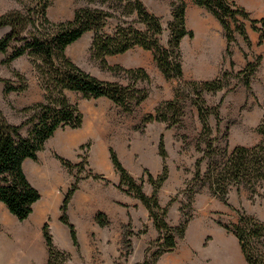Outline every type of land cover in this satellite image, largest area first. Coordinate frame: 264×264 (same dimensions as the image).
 Masks as SVG:
<instances>
[{
  "label": "rangeland",
  "instance_id": "rangeland-1",
  "mask_svg": "<svg viewBox=\"0 0 264 264\" xmlns=\"http://www.w3.org/2000/svg\"><path fill=\"white\" fill-rule=\"evenodd\" d=\"M142 1L151 13L162 18L165 31L161 36V42L167 45L168 23L173 19L172 2L174 0ZM185 1L187 7L189 4L197 5L193 0ZM234 1L243 6L251 14V18H264V0ZM105 3L114 8H119L120 5L119 2L111 0H105ZM88 5L96 6L98 3L87 0H52L47 12L51 20L64 21L73 18L77 9ZM21 8L22 5L17 0H0V15ZM116 13L118 17L108 18L107 32H112L120 19H125V16L121 15L119 11ZM210 14L214 23L221 25L218 19L212 13ZM205 18L207 17L196 14L190 20L195 27H199L196 24L201 25L202 23L201 31L195 28L191 24L192 22H187L189 29H197V35L194 31L195 36L193 38L185 37L187 41L182 45L184 79H212L221 76L225 71L230 73L229 84L226 88L203 94L206 105L209 107L219 106L220 114L218 118L214 113L209 115L208 121L212 132L209 136L203 135L201 138L203 123L199 117L198 106L194 102L197 97L189 92V88L181 92L185 108L179 124L170 127L167 122L162 121L143 122L144 117L148 113L155 112L156 107L162 102L173 100L175 90L180 86V81L177 79L168 80L165 77L155 61L152 51L137 46L127 52L108 56L110 65L120 66L118 70H111L102 65L101 61L92 54L93 31L85 33L68 47L67 53L74 62L103 80L128 85L133 83V79L125 69L145 68L150 75V80L140 79L136 86L147 89L149 96L134 112L130 113L124 111L121 106L107 97L87 99L80 93L67 91L70 100L78 104L84 114L83 126L80 128H59L46 142L44 149L39 152L38 160H28L26 165L24 164L28 178L34 176L36 181H60L62 202L56 210L49 212V216L43 219L42 227L39 228L36 227L35 220L38 211L45 207L44 203L37 205V212L28 221L18 220L15 224L8 221L9 219L3 221L0 228L5 233L3 235L7 240V244L5 247L3 246L5 248L3 258L7 264H49L50 250L43 232L45 224L49 225L55 247L67 253L66 264H131L130 262L133 260L135 261L133 264H143V261L136 262V259L140 257V254L142 257L144 256V260L146 259L147 248L157 239L159 233L144 203L134 195L121 190L118 186L120 181H114L108 177L107 172L101 168L104 159H102L101 151H98L96 147H98L97 144L101 138L106 139L108 143H104L107 148L105 156L113 166L112 148L124 163L116 148L118 144L125 147L126 158L135 166H139L142 156L150 155L151 150L156 148L162 161L163 171L164 160L159 151L162 134L165 136L168 150L169 177L159 189L158 198L162 206L170 203L167 221L171 225L178 226L187 222L185 235L177 238V248L179 249L186 243L188 228L194 225L197 229L206 230L203 246L197 245L196 250L193 249L195 258L201 256L203 258L207 254L208 264H216L219 259H230L233 262L236 259L237 264L238 262L243 263V261L248 264L238 238L233 232L227 230L224 224L236 223L240 211H246L264 221V182L256 192L245 185L240 187L232 185L228 192L227 204L209 183L200 185L202 180L194 182L195 163L198 158L204 155L209 140L214 141V147L218 150L219 156L223 155L221 153L226 148L232 150L237 145L254 146L263 141L264 134L257 128L264 123V42H261L260 32L253 29L252 21L239 16V23L246 25L250 40H246L239 31L235 30L236 39L231 43V53H228V41L223 27L220 31L216 25H213L211 19ZM126 19L134 20L136 16ZM232 24L235 28V23ZM258 26L263 27V24L259 22ZM207 28L212 35L218 37L221 34L223 38L220 39L223 42V49L216 73H204L194 65L196 44L208 49V41L211 38L207 39L208 36L204 33ZM8 30L9 27L1 28L0 35L5 34ZM215 43H218V38L215 39ZM19 44L14 43V45ZM12 51L13 48H10L7 53L0 54V108L10 122L20 124L32 115V112H27L25 109L42 101L45 92L29 55L18 57L10 64L5 63V59ZM206 53L199 54L198 57L202 56L207 59L208 54L212 56L209 49ZM249 62L258 63L257 70L250 78V88L246 85L244 76L242 78L237 76ZM16 72L25 77L24 83L27 88L23 91H11L5 94L3 79H10L15 85H20V78ZM31 126H26L23 129V134L27 135ZM199 140H201V150L198 149ZM60 158H64L74 165L81 164L83 168L80 169L77 166L69 168ZM98 158L100 163L97 162ZM208 162L209 157L207 156L201 165L203 173L208 168ZM124 166L126 167L125 164ZM170 168H173L176 175L170 176ZM34 169L39 170L37 171L39 177L32 173ZM127 170L130 172L128 168ZM162 171L154 176L158 177ZM141 172L142 175L139 177L133 176L138 181H144V191L148 195H152L154 186L148 180V172L152 174L149 166L142 165ZM95 175H99V177H95ZM75 182L78 183L80 194L92 195V197H83L77 203L71 199L68 206L70 220L76 226L78 234L77 245L72 240L70 228L61 221L64 197ZM193 185L197 191L194 193L193 200L190 201L186 191ZM107 187H113L135 200L138 199L141 203L126 204L118 201L120 204H117L125 207L128 213L125 218L118 214L114 215L108 210L105 198H109L111 195L115 197V195L105 192ZM48 189L49 186L46 184L45 191ZM99 213L104 214V224H101L97 219ZM25 223L31 224L27 233L24 231L27 229ZM21 224L25 227H21ZM17 229L22 230V233H17ZM189 235H192L191 230ZM157 248L155 246L152 252Z\"/></svg>",
  "mask_w": 264,
  "mask_h": 264
},
{
  "label": "trees",
  "instance_id": "trees-1",
  "mask_svg": "<svg viewBox=\"0 0 264 264\" xmlns=\"http://www.w3.org/2000/svg\"><path fill=\"white\" fill-rule=\"evenodd\" d=\"M17 1L22 5L21 9L0 15V29L9 27L5 34L0 35V54L7 53L13 48L12 53L5 59L7 64L18 57L29 55L45 92L42 101L25 109L32 112V115L20 124L10 122L0 108V203H5L19 220L28 219L34 210V204L41 198L39 189L31 183L25 172V161L38 160L39 152L59 128L83 126L84 114L78 104L70 100L67 91L80 93L87 99L107 97L130 113L149 96L147 89L136 86L140 79L150 80L149 73L143 67L125 69L133 83L124 85L103 80L72 60L67 53L68 47L89 31L94 32L91 46L93 56L111 70H118L120 66L110 65L108 56L140 46L153 52L155 61L168 80L180 81V86L175 90V98L162 102L156 107L155 112L148 113L144 117V123L162 121L167 122L170 127L179 124L185 108L181 92L189 88V92L197 97L194 102L198 106L199 117L203 123L200 138L211 134L209 115L214 113L218 118L219 106H207L203 94L226 88L230 72L225 71L221 76L212 79H184L182 41L187 36L191 38L195 36L194 30L187 26L185 0L172 2L173 19L168 23L167 45L161 42V36L165 31L162 18L151 13L142 0H111L119 2V8L106 5L105 0H87L98 5L81 7L76 10L73 18L64 21H53L49 18L47 10L52 0ZM193 1L206 8L221 23L228 41V53H231V43L236 39L235 30L246 40H250L246 25L239 23V16L252 21L253 29L260 32L261 42H264V18H251V14L234 0ZM117 11L124 15L125 19H120L112 32H107L108 18L118 17ZM133 16H136V19H126ZM259 22L263 27L258 26ZM15 42L20 44L14 45ZM257 67L258 63L249 62L246 68L237 74L240 78L244 76L248 88L250 78ZM16 75L21 82L18 86L10 79H3L5 94L27 88L24 83L25 77L19 72H16ZM263 124H260L257 130L264 134ZM28 125L32 126L25 135L23 129ZM213 142V140L207 142L204 155L195 163L194 182L202 180L200 185L209 183L227 204L228 192L232 185L239 187L245 185L256 192L264 182V139L254 146L237 145L232 150L226 148L221 153L222 156H219ZM198 149L201 150V140L198 141ZM159 151L164 160L163 171L158 177L148 172V180L154 186L153 194L148 195L144 191V181L134 178L120 160L118 153L111 149L112 162L121 177L119 188L144 203L159 233L157 239L147 248L143 264H155L163 254L174 251L178 247L177 238L183 237L187 229V222L174 226L167 221L170 203L162 206L158 198L159 189L169 177L168 150L164 134L160 137ZM207 156L208 168L203 173L201 165ZM60 159L69 168L74 166L83 168L81 164L74 165L64 158ZM78 188V183L75 182L66 193L61 207V221L70 228L72 240L76 245L79 242L78 234L76 226L70 220L68 206ZM196 191L195 185L188 187L186 192L190 201L193 200ZM103 216V213L97 215L101 224L105 223ZM224 226L238 238L248 264H264V221L246 211H240L236 223ZM43 232L50 250L49 264H66L67 253L55 247L48 224L44 225ZM155 246L158 248L152 252Z\"/></svg>",
  "mask_w": 264,
  "mask_h": 264
},
{
  "label": "crops",
  "instance_id": "crops-1",
  "mask_svg": "<svg viewBox=\"0 0 264 264\" xmlns=\"http://www.w3.org/2000/svg\"><path fill=\"white\" fill-rule=\"evenodd\" d=\"M190 5V4H189ZM187 7V22H189L191 20V18H193L194 15H199V16H203V17H207L205 19H211L213 25H216V27L222 31V26L218 25L216 23H214V19L213 17H211L212 15L208 12V10L204 7L198 6V5H190ZM203 21L204 18H203ZM192 22V21H190ZM202 22V21H201ZM192 25L194 24L193 22L191 23ZM199 25L198 26H194L195 28H198L201 31L200 24H196ZM194 29L196 35H197V29ZM204 32V31H203ZM206 33L207 39L211 38L210 41H212V38H215L217 40L218 38V43L216 44V49L214 48V50L210 49V44L208 45V49L209 52H211L212 56H209V54L207 55V59L205 57L199 56L200 54H207V49L202 48L200 44H196V46L194 47V65L197 66L200 70L204 71V73H209V72H215L218 71L219 68V59H220V55L222 54V49H223V42L220 39H223L221 34H219L218 37H216L215 35H212V33L209 31V29L207 28V30L204 32ZM187 40L186 38L183 39L182 41V45L183 43H185ZM209 41V42H210ZM200 48V49H199ZM216 51V52H214ZM202 57V58H200ZM104 143H108L106 141V139L101 138L97 144L98 147H96L98 149V151H101L102 153V159H104V163L103 165H101V168L104 169L107 172V176L110 177L111 179H113L114 181H120V174L116 171L115 167L109 162L108 158L105 156V153H107V148L104 146ZM116 148L118 149L122 160H123V164L126 165V168H128L130 170V173L136 177H139L140 175H142L141 173V166L142 165H147L149 166L150 171L152 172L153 175H158L161 171H162V161L160 159V157L157 154V150L156 148H153L151 150L150 155H144L142 156V161L139 164V166H135L133 165V163L131 161H129L126 156H125V147L122 144H118L116 145ZM39 158V155H38ZM28 160H32V159H27L25 161V163ZM24 163V164H25ZM26 165V164H25ZM24 165V166H25ZM26 167V166H25ZM27 174V173H26ZM176 175V173L173 172V168H170V176ZM28 176V175H27ZM33 180H32V179ZM29 180L31 181V183L36 186L40 193H41V198L40 200H38L35 204H34V210L32 212V214L29 216V218L33 217V215L35 214V212H37L38 207L37 205L39 203H44L45 207L41 208L40 211H38L37 214V219L36 221V227H42L43 224V219L45 217L49 216V212L51 210H56L60 203L62 202L63 199V195L62 192L60 190V181H36L33 177L30 176ZM49 186V189L47 191H45V185ZM108 188V187H107ZM81 191L78 190V192L76 191L74 193L73 196V201L74 202H79L80 199H82L83 197H92L91 196H87V195H83L80 194ZM105 192H111L114 193L115 197L113 195H111L109 198H105V202L108 204V210L114 214V215H120L122 218H125V216L127 215L128 211L125 207H122L121 205H118L117 203L121 202V203H126V204H138L141 203V201H139L138 199L135 200L133 198H131V196H128L127 194L120 192L118 190H115L113 187L108 188L107 190H105ZM49 193V196H48ZM48 197V199H47ZM108 197V196H106ZM46 201V202H45ZM50 203H48V202ZM119 201V202H118ZM116 202V203H115ZM49 204V205H48ZM120 204V203H119ZM110 213V214H111ZM26 219L25 221L29 220ZM9 219V220H8ZM11 221L15 224L16 221H18L19 219L13 215L10 210L8 209L7 205L3 202L0 203V226L1 224H3V221ZM26 230H24L26 233L28 232V227L31 226V224H26ZM23 224H21V227H25ZM192 231V235H189V231ZM17 233H22V230L17 229L16 230ZM3 231L0 228V264H7L4 261V250L5 248H3V246L5 247V245L7 244V240L5 239V235H3ZM5 234V233H4ZM206 237V230L205 229H197L194 225H191L188 228L187 231V235H186V243H184V245L182 247L176 248L174 251L170 252V253H166L164 254L162 257H160L158 259V261L156 262V264H208V259H207V254L202 258V256L200 258H195L194 254H193V249L196 250V246L200 245L203 246V240ZM236 249H238L236 247ZM137 258V257H136ZM144 262V256L142 257L140 254V257H138V259H136V262ZM236 261V259H235ZM233 262L230 259L229 260H221L219 259L216 264H232V263H236L237 262ZM135 261H131L130 263L133 264ZM232 262V263H231ZM11 264V263H9ZM128 264V263H127ZM238 264H246L245 261H243V263L238 262Z\"/></svg>",
  "mask_w": 264,
  "mask_h": 264
},
{
  "label": "bare ground",
  "instance_id": "bare-ground-1",
  "mask_svg": "<svg viewBox=\"0 0 264 264\" xmlns=\"http://www.w3.org/2000/svg\"><path fill=\"white\" fill-rule=\"evenodd\" d=\"M208 42H209V41H208ZM208 42H207V43H208ZM209 44H210V49L214 50V48L216 47L215 38H213L212 41L209 42ZM209 44H208V45H209ZM207 48H209V47H207ZM199 49H200V48H199ZM207 50H208V49H207ZM215 50H217V49L215 48ZM214 52H216V51H214ZM74 133H75V132H74ZM78 135H79V134H78ZM63 137H64V136H63ZM67 138H68V137H67ZM67 138H66V139H67ZM71 138H72V137H71ZM74 138H76V137H74ZM69 139H70V138H69ZM76 139H78V138H76ZM76 139H75V140H76ZM73 140H74V139H73ZM59 141H61V140H59ZM68 141H69V140H68ZM68 141H67V142H68ZM70 142H71V141H70ZM63 143H64V141H63ZM67 144H68V143H67ZM60 145H61V144H60ZM64 145H65V144H64ZM64 147H65V146H64ZM98 156H99V155H98ZM101 160H102V159H101ZM97 162L100 163V162H99V158H98ZM36 168H37V167H36ZM38 169L40 170V168H38ZM38 169H34V171H33L32 173H33L34 175H37V171H39ZM42 175H43V174H42ZM32 176H33V175H32ZM33 177H34V176H33ZM37 177H39V175H37ZM40 179H41V178H40ZM43 179H44V178H43ZM47 192H48V191H47ZM48 196H49V193H48ZM47 199H48V197H47ZM45 202H46V201H45ZM47 202H48V201H47ZM49 202H50V201H49ZM49 202H48V203H49ZM49 204H50V203H49ZM49 204H48V205H49Z\"/></svg>",
  "mask_w": 264,
  "mask_h": 264
}]
</instances>
